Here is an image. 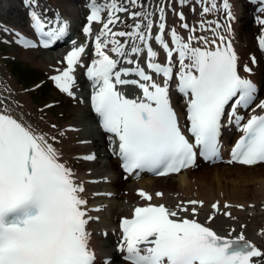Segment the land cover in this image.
<instances>
[{"label":"snow or ice","instance_id":"obj_1","mask_svg":"<svg viewBox=\"0 0 264 264\" xmlns=\"http://www.w3.org/2000/svg\"><path fill=\"white\" fill-rule=\"evenodd\" d=\"M25 2L36 38L0 29L13 42L35 51L70 36L69 20L49 17L40 0ZM88 6L86 42L70 40L72 49L58 62L65 66L55 67L49 79L77 100V73L84 70L92 111L126 173L168 178L193 167L198 155L220 160L225 125L241 133L227 162L264 165V99L253 68L241 64L233 46L231 0H89ZM185 8L198 18L189 20ZM258 22L264 26V18ZM94 24L100 25L95 34ZM258 46L264 51V35ZM251 61L257 63L254 56ZM173 88L185 100L187 124L174 107ZM12 95L0 92V264H113L91 247L86 189L61 146L79 130L39 129L15 114L23 106ZM80 158L94 162L97 156ZM137 195L146 203L120 225L116 251L124 264H264V248L246 237L244 225L226 234L213 226L217 214L235 219L219 202L201 221L203 201L170 207L152 203L153 194L143 189ZM164 195L157 191L155 198Z\"/></svg>","mask_w":264,"mask_h":264},{"label":"bare ground","instance_id":"obj_2","mask_svg":"<svg viewBox=\"0 0 264 264\" xmlns=\"http://www.w3.org/2000/svg\"><path fill=\"white\" fill-rule=\"evenodd\" d=\"M3 1L12 3L14 5L12 9L15 10L14 0H2L1 3ZM44 1L47 4H54L51 0ZM82 2L85 3V0H82ZM231 3L233 4L235 15V19L232 21L231 39L239 52L241 64H248L249 67L253 68L254 75L252 79L262 89V93L259 96V99H261L264 97V73L262 68L253 66L251 57L254 56L258 61V55L253 49L249 52L247 48L250 46L251 40L257 44L258 37L264 35V26L258 22V18H264V12L260 11L264 7V0L253 6L241 3V0H231ZM80 4L81 0H70L63 8V12L74 20L78 19L81 21L83 9L81 6L79 7ZM88 5L89 0H87L86 4L89 15ZM184 11L189 20L198 18V16L189 12L187 8ZM198 12L199 6H197ZM86 18H84L85 24L87 23ZM212 18L215 17H209V19ZM99 28L100 25H93L94 32H97ZM76 33H81V37H85L79 30ZM47 53L50 54L45 56L47 63L42 61L34 62L36 66H45L50 71V75H52L55 74V67L65 66L58 62L63 60L67 52H63L61 55H56L53 51H47ZM20 55L26 59L33 58L32 56H27L24 52ZM13 82L10 75L0 67V92L10 89L13 93L12 99L19 101L23 106L22 109H15V114L18 116L23 115L26 120L43 131H52L46 129L33 114L31 105H29L25 97L18 95L19 89L14 87ZM80 84L78 83V85ZM129 87L130 90L134 91L133 86ZM77 91L81 94V90L77 89ZM172 100L174 107L180 114L183 100L176 98L174 95H172ZM85 112L80 115V119L76 123L64 125L63 128L75 127L76 129L79 128V131L69 132L68 138L63 139L64 143H61V146L65 158L69 160L76 171L78 181L83 183L86 189L83 195L88 200L89 215L93 217L88 225V231L91 234L90 244L99 257L110 256L112 261H116L113 264H124L120 254L116 251L117 243L119 242L116 226L119 220L128 217L135 207L146 203L137 195L138 189H143L153 194L152 203H164L170 207H174L180 201H203V207L199 208V219L201 221L212 213V204L219 202L222 211L231 212L235 219L217 214L216 219L213 221V226L222 234H226L227 230L231 228H235L236 232H239L241 231V225H244L243 231L246 237L257 246L264 248V235H262L264 233V214L262 213L264 212V165L242 167L231 165L227 163L228 159H223L215 164H198L193 169L180 173L178 176L160 179L142 176L134 181L119 174L115 156L109 147L111 140L106 139L102 134H98L94 127L86 130V126L83 123L91 124L95 123V120L91 114L86 113L87 115H85ZM181 119L183 117H180ZM239 133L237 132L236 134L235 131L231 130L227 138L235 141ZM82 140L90 141V143L82 144L80 143ZM92 153L97 156L96 161L88 162L82 159L81 162L85 163L87 167H78V157ZM104 159L107 161L102 163ZM157 191L164 192L163 199L155 198ZM119 200H123V203L120 204ZM226 203L232 205V207L224 209L223 205ZM240 205H243L242 209L238 207ZM189 207L192 206L190 205ZM257 209L261 212L260 214L257 213ZM101 218H104V224L101 227H97L96 224Z\"/></svg>","mask_w":264,"mask_h":264},{"label":"rangeland","instance_id":"obj_3","mask_svg":"<svg viewBox=\"0 0 264 264\" xmlns=\"http://www.w3.org/2000/svg\"><path fill=\"white\" fill-rule=\"evenodd\" d=\"M54 1L57 5L56 7L64 8L70 0ZM241 1L242 3L244 2V0ZM0 8H2L4 10L3 12L5 13L2 18L0 17L2 22H4L3 20H10L11 24H22L24 18L23 16L18 17L17 12L12 9L13 6L9 7L5 4H2ZM11 12L13 13L11 14ZM251 41L252 42L250 43V46L247 48L249 52L252 51V49L254 50V48H256L253 44L254 41ZM21 51L24 50L14 46L5 45L2 41V38L0 37V67L2 68V70L6 71L7 74L10 75V77L14 81V87L19 89L18 95L25 97L29 105H31L30 107L33 110V114L39 119L42 125L46 127V129L52 130L50 127L52 124H56L60 128H63L64 125L68 123H76V121L79 119V116L83 115L84 111H86L85 115H87L86 113H88V109L86 106V101H84V98L81 95L77 97V100H73L67 97L66 94L59 92L55 88L52 81H49L47 79V76L50 74V71L45 66L36 67V61H42L44 63H47V61L45 60V56H48L49 54L25 50V54L27 56L33 57L32 60L20 58L21 55L19 54L22 53ZM263 57L264 56L262 55V58ZM260 68L264 70V61H261ZM36 83H43V86L40 85L41 87L35 92L26 93L29 90V86L34 85ZM43 87H46V89L43 90ZM81 98L83 100L82 103L79 102ZM46 105H52V107H45ZM41 109H43V111H41ZM52 131L54 132L55 130ZM61 143H64L63 139ZM106 161L107 160L104 159L102 163H105ZM79 166L83 168L87 167L85 163H83L82 165L79 164L78 167ZM119 203H123V200H119ZM259 209H257L258 214L261 213ZM262 213L264 214V212ZM103 221L104 218H101L100 221L96 224V226L101 227L104 224ZM113 262L116 263V261Z\"/></svg>","mask_w":264,"mask_h":264}]
</instances>
